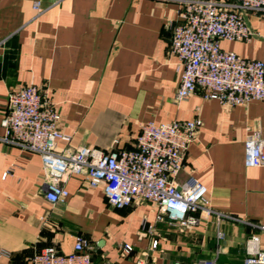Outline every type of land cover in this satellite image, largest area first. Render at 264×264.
<instances>
[{
  "label": "crops",
  "instance_id": "obj_1",
  "mask_svg": "<svg viewBox=\"0 0 264 264\" xmlns=\"http://www.w3.org/2000/svg\"><path fill=\"white\" fill-rule=\"evenodd\" d=\"M180 7L181 0H0V137L9 94L29 84L47 92L73 147L130 148L148 122L199 118L177 182L193 176L206 186L212 211L180 233L156 223L154 203L117 210L82 176L67 181L65 202L51 204L41 157L0 141V264H31L51 246L71 254L78 237L92 242L93 264H194L216 256L220 264H243L247 238L257 231L250 225H264V167L245 165L249 135L259 130L264 138V101L233 107L201 93L176 101L183 67L169 53L167 23L177 21ZM248 19L255 38L222 47L264 61V16ZM145 221L156 224V250L141 235Z\"/></svg>",
  "mask_w": 264,
  "mask_h": 264
},
{
  "label": "built area",
  "instance_id": "obj_2",
  "mask_svg": "<svg viewBox=\"0 0 264 264\" xmlns=\"http://www.w3.org/2000/svg\"><path fill=\"white\" fill-rule=\"evenodd\" d=\"M34 7L41 12L39 2ZM251 13L264 16V0H181L177 21L167 23L171 31L169 53L183 67L178 103L196 93L233 107L264 101V61L245 59L222 47L224 41L250 42L255 38L248 19ZM61 123L62 115L55 104L35 84L9 94L8 112L2 122L5 133L0 141L41 157L44 194L49 203L65 202L69 197L67 181L82 176L90 188H103L109 205L117 210L145 201L154 203L158 209L156 223L168 222L180 233L192 232L211 214L206 186L193 176L182 184L177 182L189 148L203 126L201 119L160 125L148 122L132 147L110 151L73 147L72 137L61 129ZM245 153L247 168L264 167V138L259 130L247 138ZM250 226L257 231L247 238L243 264H264V225ZM141 235L151 236L152 249L158 248L156 224L145 221ZM224 238L219 231L218 239ZM93 248L89 239L78 237L73 253L62 254L51 246L36 252L30 262L93 264ZM132 252L133 247H123L124 255Z\"/></svg>",
  "mask_w": 264,
  "mask_h": 264
},
{
  "label": "rangeland",
  "instance_id": "obj_3",
  "mask_svg": "<svg viewBox=\"0 0 264 264\" xmlns=\"http://www.w3.org/2000/svg\"><path fill=\"white\" fill-rule=\"evenodd\" d=\"M225 258L223 257L222 258V261L224 260ZM203 260H207V259H203ZM208 260H215L216 261V264H220V257L219 256H216L215 258H210Z\"/></svg>",
  "mask_w": 264,
  "mask_h": 264
}]
</instances>
